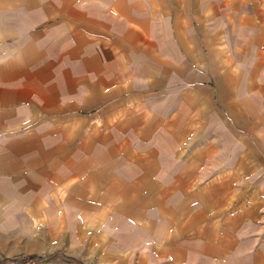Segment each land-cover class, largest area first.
Returning <instances> with one entry per match:
<instances>
[{"label": "crops", "instance_id": "0c3cea01", "mask_svg": "<svg viewBox=\"0 0 264 264\" xmlns=\"http://www.w3.org/2000/svg\"><path fill=\"white\" fill-rule=\"evenodd\" d=\"M264 264V0H0V264Z\"/></svg>", "mask_w": 264, "mask_h": 264}, {"label": "rangeland", "instance_id": "374dc122", "mask_svg": "<svg viewBox=\"0 0 264 264\" xmlns=\"http://www.w3.org/2000/svg\"><path fill=\"white\" fill-rule=\"evenodd\" d=\"M32 264H39V262L37 260H33Z\"/></svg>", "mask_w": 264, "mask_h": 264}]
</instances>
